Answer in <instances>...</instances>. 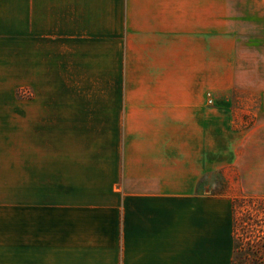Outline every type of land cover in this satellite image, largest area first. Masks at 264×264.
<instances>
[{
  "label": "crops",
  "instance_id": "0c3cea01",
  "mask_svg": "<svg viewBox=\"0 0 264 264\" xmlns=\"http://www.w3.org/2000/svg\"><path fill=\"white\" fill-rule=\"evenodd\" d=\"M219 0H0V264H232ZM230 190V188H229Z\"/></svg>",
  "mask_w": 264,
  "mask_h": 264
},
{
  "label": "rangeland",
  "instance_id": "374dc122",
  "mask_svg": "<svg viewBox=\"0 0 264 264\" xmlns=\"http://www.w3.org/2000/svg\"><path fill=\"white\" fill-rule=\"evenodd\" d=\"M207 35L218 40L219 89L205 107L218 109L219 169L204 176L197 191L220 193L225 183L227 195L243 200L236 212L249 224L244 236L259 240L264 232V0H219V31ZM13 130L11 206L0 209V223L9 229L10 247L18 248L17 123Z\"/></svg>",
  "mask_w": 264,
  "mask_h": 264
},
{
  "label": "trees",
  "instance_id": "16d2710c",
  "mask_svg": "<svg viewBox=\"0 0 264 264\" xmlns=\"http://www.w3.org/2000/svg\"><path fill=\"white\" fill-rule=\"evenodd\" d=\"M223 189L219 195H227V185L224 183ZM243 203V200L235 197L233 198V212H234V257L232 264H264V232L259 240L246 237L245 229L249 226L247 221L242 219L237 214V204ZM253 203V202H248ZM243 215V214H242ZM242 231V234H238Z\"/></svg>",
  "mask_w": 264,
  "mask_h": 264
}]
</instances>
